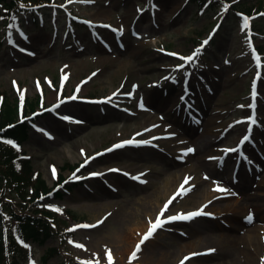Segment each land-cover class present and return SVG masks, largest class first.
<instances>
[{
  "label": "rangeland",
  "instance_id": "1",
  "mask_svg": "<svg viewBox=\"0 0 264 264\" xmlns=\"http://www.w3.org/2000/svg\"><path fill=\"white\" fill-rule=\"evenodd\" d=\"M235 1L252 4L254 14L264 9V0ZM55 2L35 18L29 12L1 17L0 10V99L20 104L19 119L49 110L34 120L23 149L48 188L67 178L71 190L61 188L64 199L52 206H63L60 230L75 233L63 244L56 236L32 242L19 264H109L95 246L118 243L125 207L139 210L144 220L148 210L166 204L168 213L181 216L203 209L205 202L193 205L210 191L217 201L244 200L249 208L254 196L264 199V15L254 18L252 40L247 23L225 7L197 11L187 0ZM212 32L214 43L202 45ZM258 47L259 96L251 90ZM197 49L191 61L181 59ZM88 95L107 101L87 103ZM35 102L40 105L33 110ZM199 154L203 164L194 168ZM7 197L19 207L25 200L12 187ZM247 212L251 221L245 216L241 223L227 217L229 211L169 225L149 246H158L165 259L174 254L177 264L188 255L183 264H264V211ZM201 221L235 233L237 241L227 249L216 237L224 248L201 261L202 255L189 252L191 244L217 242L201 244ZM82 225L95 226L77 227ZM140 231L136 224L126 229L130 240ZM123 251L111 250V264H166L144 251L129 260L132 252Z\"/></svg>",
  "mask_w": 264,
  "mask_h": 264
},
{
  "label": "trees",
  "instance_id": "2",
  "mask_svg": "<svg viewBox=\"0 0 264 264\" xmlns=\"http://www.w3.org/2000/svg\"><path fill=\"white\" fill-rule=\"evenodd\" d=\"M9 0H0V3H6ZM36 3L31 4V7H21L16 4V0H10L9 4L12 8L26 11L41 9L44 4L41 0H33ZM228 1V0H226ZM198 7L208 6L209 8L220 7L223 0H192ZM240 5H234L232 10H240ZM251 9V8H250ZM38 105V102L32 103V109ZM2 114L0 116V182L4 183L5 178L15 176L14 189L21 190L23 196L30 197V205H37L42 203L41 196L45 198L60 199L63 193L59 190L54 191L48 188L42 175H35L31 169L30 161H21L22 154L20 150L14 148L12 143L21 142L29 130L28 121L20 122L18 120L19 111L15 104L6 101L3 105ZM9 141L11 143H9ZM4 160V161H3ZM3 161V162H2ZM23 163L20 171L21 164ZM30 180L32 183H30ZM31 185V186H29ZM4 188L0 190V264H11L10 256L17 252L22 239H33L36 242L43 243L50 239L53 234H58L56 230L58 227L50 221L54 217V211L51 209L40 208L36 210H21L13 207L11 200H6L4 197ZM1 207L7 210L9 214L7 217L1 212ZM24 241V240H23ZM51 251H57L52 248ZM52 253V252H51ZM16 264V263H14Z\"/></svg>",
  "mask_w": 264,
  "mask_h": 264
},
{
  "label": "bare ground",
  "instance_id": "3",
  "mask_svg": "<svg viewBox=\"0 0 264 264\" xmlns=\"http://www.w3.org/2000/svg\"><path fill=\"white\" fill-rule=\"evenodd\" d=\"M151 42H156L154 39L151 40ZM205 149H200V151H204ZM204 157H202L200 154L198 155V157H196V161L194 162L195 166L194 168H198L200 164H203V159ZM169 189V186H167ZM216 188V187H215ZM167 189V188H166ZM165 189V191H166ZM167 189V191H168ZM218 189V188H217ZM219 192V191H218ZM169 195V193H168ZM168 197V196H167ZM205 197L204 200H202ZM219 198L217 192L212 193L210 191V193L208 195L206 194H200L198 195V199H196L197 201L194 203L193 206H197L202 202H205L206 205L202 206L204 207L202 210H206L205 212L209 213V214H215V213H229V211H231L233 214L229 215L226 214L227 217H233L232 219H235L236 222H240L243 220V222L246 220V218L249 217V215L252 212H247V211H254L256 210L258 211H264V199L263 200H259L260 197L254 196V198H251L253 200V205L254 208H249L248 203L246 201H240V200H234L232 202H225L223 200L217 201ZM166 199V198H165ZM164 199V200H165ZM158 200V199H157ZM152 202H150L149 204H147V206H149L148 208H152L150 207V204ZM154 203V202H153ZM247 203V204H246ZM160 204V203H159ZM206 206V207H205ZM263 206V209L261 208ZM154 207V206H153ZM163 207L157 209L155 208L148 210V214L146 216L145 214V219L141 220V213L140 211H134L131 210L128 207H125V209L122 210V212L119 215V218L121 219V223L120 227H121V233L119 234V237L117 238V242L118 243H108L106 242L105 244L101 245V246H95V248L99 251L101 248L104 251V255H103V259L108 258L107 257V253L109 252V250H117V246L122 248V250H124L123 252H126L127 250L131 251L132 253L138 252L136 251V246L137 244L140 242V240L142 239V236L144 234H146L149 229H150V222L155 223L157 220L158 215L161 213ZM199 209V210H201ZM198 211V210H195ZM224 211V212H222ZM227 211V212H226ZM145 212V210L143 211ZM204 212V211H203ZM207 213V214H208ZM170 216H179V214L177 213H168L167 211L164 213L163 216H160L161 221H164L167 219V217ZM144 217V216H143ZM210 217V216H209ZM241 218V219H240ZM210 219V218H209ZM208 219V220H209ZM203 220V219H202ZM176 221H178V219L176 220H171L169 222L163 223L162 227H159L155 230V232L153 233V235L147 239L143 244L140 245V250L141 252L146 253L147 255H154L155 257H158L159 259L161 258L162 260H164V262H166V264H177L178 260H176L175 262L172 261L175 257L174 254H170V256H168V259H165L164 254H162V252L160 251V248L158 249V246L156 245H150L152 244V240L156 239L157 236L159 235V232H162L163 229L168 228L169 225H171L172 223H175ZM205 221V220H204ZM127 222V223H126ZM132 222H137V223H132ZM124 223V224H123ZM196 223V222H194ZM131 224H136V227L138 226V229H141L140 232H137L136 235H134V240H130L129 239V235L126 233V229L129 225ZM220 226V225H219ZM218 226V227H219ZM261 228V227H260ZM198 231L202 232L203 231V235L204 238L200 241L201 244L205 243L207 241V239H209L210 242H213V240L217 241V242H213V244L211 243H207L206 245H203L202 247L197 246L196 244H191V250H189L190 253H199L200 255H208L211 253H215V251L217 250V248H220V250H222L224 247V244L227 246V244H230L233 246V244L235 243V241H237V235L229 230L223 229V230H217V227L215 228L213 225H210L209 223H205L203 221L200 222V225L198 226ZM256 235V234H255ZM221 237V241H223L224 244L221 243V241H219L216 237ZM147 245L149 247H147ZM190 247H185V249L187 248L190 249ZM259 247H264V242H259ZM149 248V249H148ZM228 249V246H227ZM209 250H214V251H209ZM132 253L129 256V260L132 258ZM114 256V254H113ZM209 256H203L201 257V261H203L204 258H207ZM177 258V257H176ZM184 259V258H183ZM172 261V262H171ZM174 262V263H173ZM197 264H209L206 261H203L201 263H197Z\"/></svg>",
  "mask_w": 264,
  "mask_h": 264
},
{
  "label": "snow or ice",
  "instance_id": "4",
  "mask_svg": "<svg viewBox=\"0 0 264 264\" xmlns=\"http://www.w3.org/2000/svg\"><path fill=\"white\" fill-rule=\"evenodd\" d=\"M21 7H24V5H21ZM245 23H247V21H245ZM204 43L207 44V41H205ZM171 55H175V53H172ZM198 55H199V49L196 50V52L193 54V57H187V58L181 57V59H185V60L191 61L195 56H198ZM182 67H183V65L177 66V70H179V68H182ZM71 98L74 99L75 97H71ZM240 107H243V106L241 105ZM250 119H252V122L255 123L254 118H250ZM244 139L246 140V139H248V137L246 136ZM9 143H11V142L9 141ZM125 143H131V141H128V142H125ZM121 146L122 145H119L118 144V145H115L114 147H121ZM187 151L188 152H192L194 150L193 149H188ZM230 151H235V149H231ZM53 172H54V170H53ZM188 179L189 178H187V177L185 178V183L188 182ZM217 190L218 191H222V189H217ZM168 203H171V201H169ZM166 211H167V204L162 209L161 213L158 215L156 222L155 223L150 222V224H151L150 229H149V231L146 234H144L142 236V239L140 240V242L136 246V251H139L140 250V245L143 244L147 239H149L153 235V233L155 232V230L157 228L162 227L163 226V223L169 222L171 220H176V219H191L193 217H196V216H199V215H205L206 214L201 209V210H198L196 212L188 213L187 215L170 216V217H167L166 220L161 221L160 216H163ZM207 215H210V214H207ZM247 219L249 221H251V219H252L251 214L249 215V217H247ZM94 226L95 225H93V226L82 225V226H77V227H94ZM69 231H72V229H70ZM70 243H72V241H70ZM77 246L78 247H82V245H77ZM209 251H214V250H209ZM192 255H200V254L199 253H193ZM107 257H108V260H109V264H111L112 257H111V251L110 250L107 253ZM132 258H135V251L132 253ZM185 259H189V257H186ZM86 264H91V262H86ZM97 264H98V261H97ZM181 264H183V261L181 262Z\"/></svg>",
  "mask_w": 264,
  "mask_h": 264
}]
</instances>
